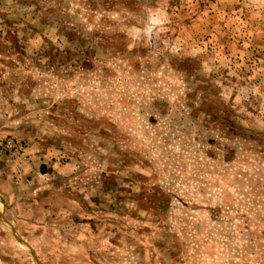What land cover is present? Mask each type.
Returning a JSON list of instances; mask_svg holds the SVG:
<instances>
[{"label":"rangeland","instance_id":"374dc122","mask_svg":"<svg viewBox=\"0 0 264 264\" xmlns=\"http://www.w3.org/2000/svg\"><path fill=\"white\" fill-rule=\"evenodd\" d=\"M0 264H264V0H0Z\"/></svg>","mask_w":264,"mask_h":264}]
</instances>
